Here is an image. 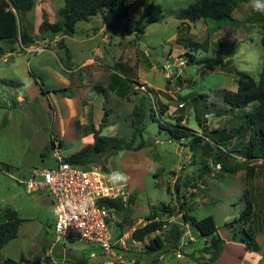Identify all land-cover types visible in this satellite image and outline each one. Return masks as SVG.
Returning a JSON list of instances; mask_svg holds the SVG:
<instances>
[{
	"label": "rangeland",
	"instance_id": "1",
	"mask_svg": "<svg viewBox=\"0 0 264 264\" xmlns=\"http://www.w3.org/2000/svg\"><path fill=\"white\" fill-rule=\"evenodd\" d=\"M150 2L159 5L162 12L157 23L146 25L143 35L133 31L124 37L110 38L106 29L105 33L93 35L92 32L102 26L101 19L94 17L78 22L74 34L64 38L65 48L73 55V69L79 70L78 66L87 59L83 71L103 75L112 71L115 78L128 85L131 91L125 98H120L112 80L110 86L98 84L91 75L93 72H88L90 77L82 81L89 92L77 105L74 102L77 95L64 88L63 79H67L63 69L67 67L64 48L59 47V41L47 38L49 35H40L38 31L43 16L49 23L58 20L63 0H34L32 9L18 19L20 31L29 35L32 44L45 45L49 52L35 55L18 49L12 63H0V77L7 84L0 85L5 94L3 101L11 105L0 106V165L8 168V173L0 172V204L24 207L28 195L13 178L23 182L30 177L32 169L54 167L52 141L55 146L61 141V147L56 146L61 157L92 142L79 135L74 127L76 122L84 126L94 119L98 125L105 112L101 135L130 140L132 111L143 98L146 113L142 136L151 146L138 151H122L106 162L100 159L95 164L97 167L104 164L106 178L114 170L126 174L129 196H134L126 213H114L115 220L110 225L113 240L126 236V249H120L124 264H198L195 259L203 258L200 248L207 238L201 237L195 229L185 227L178 217L171 219L183 232L178 249L167 252L163 249L150 255L144 252L143 245L158 234L148 236L143 244H134L131 233L144 225L149 207H177L185 202L191 216L195 219L211 216L218 234L224 235L227 232L225 225L238 218L248 204L254 208L257 196L250 188L264 182L262 170L256 168L253 177L246 176L247 170L258 161L240 157L234 151L236 143L233 139L226 147L234 152L233 157L224 167L233 173L216 171L203 144L198 146L195 155L188 148L189 139L171 140L169 132L161 129L157 122L174 123V119L181 116V126L196 136L214 129L230 131L236 127V116L227 112L229 105L225 103L224 95L236 91L235 70L246 72L255 81L259 78L264 12L255 11L250 2L241 4L232 13L236 22L233 26H218L208 20L189 23L174 17V13L186 9L194 0H129L127 7L133 29L144 23L142 12ZM4 3L7 4V0H0V5ZM204 41L207 43L200 49L193 50L190 45V42L202 44ZM16 43L18 48L19 42ZM4 44L0 42V46ZM186 53L194 56L195 64L188 62ZM116 63L119 65L114 66ZM28 71L31 77L27 75ZM35 78L40 85L42 81V93L48 94L35 101L36 109L29 113L22 107H12L15 93H23L21 83ZM141 86L147 92L142 91ZM195 106L199 123L195 119ZM78 114L82 120L78 119ZM150 115H156V122ZM85 119L86 123H81ZM38 206L41 209L38 218L22 224L17 237L1 249L0 257L19 264H72L74 257L85 256L89 264H102L97 247L77 240L55 243L53 215L46 195H42ZM123 207L126 208V204ZM262 211L263 208L259 209ZM124 218L134 222L132 228L127 229L124 225L122 230L117 226ZM115 248L118 249V245ZM92 251L98 255L94 259L89 258ZM225 254L234 264L246 263L244 254H238L236 249Z\"/></svg>",
	"mask_w": 264,
	"mask_h": 264
},
{
	"label": "trees",
	"instance_id": "2",
	"mask_svg": "<svg viewBox=\"0 0 264 264\" xmlns=\"http://www.w3.org/2000/svg\"><path fill=\"white\" fill-rule=\"evenodd\" d=\"M249 2L250 0H194L186 9L174 13V17L181 22L192 23L201 19L211 21L218 26H233L236 23L232 17L233 11L237 6ZM128 3L129 0H63V6L58 11V20L49 23L46 17L43 16L38 31L43 36L70 37L74 34L75 26L78 22L99 17L102 25L110 32L111 36L124 37L133 31L137 35H143L146 25L159 21L162 9L159 5L150 2L142 12L144 23L133 29L127 7ZM33 4L34 0H7V4L0 5L2 14L0 17V42L11 45L14 42H19L24 47L32 44L29 35L24 30L20 31L18 19L20 15L24 16L28 13L32 9ZM261 29L262 64L258 80L255 81L246 72L235 70L236 91L227 92L224 95V101L229 105L227 112L232 114V116H236V127L230 131L225 128L214 129L201 134L202 136H196L192 135L193 132L191 130L181 126V116L176 117L174 123L157 122L161 129L169 132L171 140L189 139L188 148L195 155L197 154L198 146L203 144L208 151L206 154L212 164L215 166L220 165V171L231 174L233 171L226 170L224 167L233 157L232 153L234 152L228 151L226 147L234 139L236 143L233 145L234 151H237L240 157L247 161H258L256 166H252L247 170L246 176L249 178L254 176L256 168L262 170L264 174V17L262 18ZM206 43V41L202 44L190 42V45L195 50L202 48V45ZM58 45L63 47L61 40ZM9 50L12 51L13 47H9ZM4 51L5 48H0V54ZM65 53L67 58V52ZM185 56L188 58L189 63H196L193 55L186 53ZM40 86L42 90V84ZM194 109L195 113H197L195 119L199 123L200 117L197 107L195 106ZM145 113L144 99L141 98L132 111L131 126L133 131L130 140L116 136L101 135V131L105 127L103 123L105 121V112L97 128L94 127L91 121L84 126L76 122L75 129L82 137L91 135L92 142L84 145L77 152L64 157L65 162L78 167H87L97 164L100 159L106 162L108 158L122 151H138L151 146L149 142L143 140L142 136ZM150 117L156 122V115H150ZM243 141L245 142L243 143ZM61 145L62 143L58 142L57 147H61ZM51 146L54 149V141L51 142ZM98 168L103 172L107 171L104 164H101ZM206 169L210 172L208 167ZM133 202L134 196H129L126 208L120 202L115 201L110 202L109 205L115 209L117 214H121L123 211L126 213L129 210L127 207ZM0 213L5 220L0 224L1 251L10 240L17 237L18 228L25 220L19 218L9 205L0 204ZM177 217L180 223L195 229L201 237L208 239V241H205L201 253L210 257L203 264L214 262L220 254L224 243L217 232L214 219L211 216L195 219L189 214V208L186 207L185 202L177 207L164 205L149 207L148 214L144 217V225L140 228H135L130 237L133 241L143 244L148 236L157 233L158 236H154L148 240L147 244L143 245L144 252L146 251L150 255L163 249L166 252L178 249L183 232L171 220ZM257 221L258 209L248 204L246 210L238 218L226 224L225 227L233 240L243 244L248 251L256 252L258 246L255 241L256 234L253 231V226ZM133 224L132 220L128 221L124 218L117 226L123 230L124 225L129 229L132 228ZM72 264H89V262L85 256H77L73 258Z\"/></svg>",
	"mask_w": 264,
	"mask_h": 264
},
{
	"label": "built area",
	"instance_id": "3",
	"mask_svg": "<svg viewBox=\"0 0 264 264\" xmlns=\"http://www.w3.org/2000/svg\"><path fill=\"white\" fill-rule=\"evenodd\" d=\"M19 50L28 54H42L45 45L31 44ZM6 56L3 61H6ZM143 86H141V89ZM147 92V90H143ZM55 165L51 169H32L31 175L22 184L28 193L46 194L55 210L52 226L55 243L61 240L80 241L99 249L102 264H124V235L113 240L110 225L115 220V209L109 203H127L129 192L126 185H112L96 165L78 167L65 162L54 147ZM220 169L219 165L215 170ZM132 243L134 241L132 240ZM118 245V249L115 248ZM90 252L89 258H96Z\"/></svg>",
	"mask_w": 264,
	"mask_h": 264
},
{
	"label": "crops",
	"instance_id": "4",
	"mask_svg": "<svg viewBox=\"0 0 264 264\" xmlns=\"http://www.w3.org/2000/svg\"><path fill=\"white\" fill-rule=\"evenodd\" d=\"M12 12H13V10H12ZM19 17L22 18L21 15ZM104 29H106V28L102 25L98 29V31L95 30L94 32H92V34L93 35H98V34L103 33V32L105 33ZM108 33H109V37L110 38L113 37V36L110 35L109 31H108ZM66 37H68V36H64V37H62V36H49L47 38H52L53 41H57V42L61 40L62 43H63V48H64L65 52H67V58H65V64L67 65V67L65 66V68H63L65 70L64 74L67 75V79H63L64 88H65L66 92H67V90H69L70 93L73 92L72 93L73 95L74 94L77 95V97L74 95L75 98H76L75 101H74L76 103V105H77V103L80 104L81 100H82L81 98H83V96L87 95V93L89 92V89L87 88V86H85V84L82 81L83 78L90 77L88 72H90V73L93 72L91 75L95 76V78H93V79L95 81H97L98 84H107V86H110L111 82H109V81L112 80L114 85L116 86V89H117V93L116 94L120 98H125L131 92L129 87H128V85L124 84L122 81H120L117 78H115L114 73H112V71H110V73L108 75H103V74H100V73H98L96 71H88V70L87 71H83L82 68L85 67L84 66L85 62L88 63V61H89L87 59L83 60L81 62V64L78 66L79 70L78 69H73L74 67L72 66V61H71V58L73 57V55H71L69 53V50L67 48H65V45H64V38H66ZM2 43H4V42H2ZM15 44L17 45V43H15ZM15 44L13 43V50L12 51L9 50V47H10L11 44H4V46H0V48H2V47L5 48V51L2 54H0V63L1 62L2 63H9V62L12 63L13 62V55H15L14 53L16 51H18V49H19V45H18V48H16ZM5 56L7 57L6 61H3V58ZM118 65H119V63L114 64V66H118ZM69 66H70V68H69ZM66 68H69V69H66ZM80 70H82V72ZM29 74H30V72L28 71L27 75L29 77H31V74L30 75ZM40 82L42 84V81H40ZM5 83H6V81L3 80L0 77V85H4V86L7 85ZM21 87L23 89V93L22 94L15 93L16 94L15 102H14V104H12V107H14V106L15 107H19V108L22 107L25 111H27V113H29L28 112L29 110L34 111V109H36L35 101H37L39 99H43L44 98L43 95L46 96L48 94V93L47 94H43L41 92V89H40L41 86L37 83L36 78L34 80H32L31 82L21 83ZM78 94H80V95H78ZM3 100H5V94L0 89V106L3 105V107H5V106L7 107L9 105L8 102L7 101L5 102ZM72 100H69V101H72ZM11 103H12V101H11ZM9 106L11 107V105H9ZM77 117H79L78 119H80V120L83 119V117H81V114H78ZM93 120H92V124L94 125L95 128H97L98 125ZM86 121L87 120L85 119V121L81 122V123H86ZM84 125H86V124H84ZM79 135H81V134H79ZM86 139H87V141H91L92 140V136L88 135V136H86ZM58 142H61V141H57V144H58ZM5 171L8 173V169L6 167L2 166V164H1L0 165V172L4 173ZM262 175L264 177L263 172H262ZM13 180L18 185H22V184L19 183L20 181H17L14 178H13ZM22 187H24V186L22 185ZM258 188L261 189V190L257 191ZM24 191L28 195V198L26 199V204H25L27 206L26 209L23 210L25 208V205H24L23 208L22 207H20V208L15 207L14 208L12 206L11 207L17 213V216L19 218L25 220V222H28L30 220L33 221L34 219L38 218V215L41 212V209L39 208L38 204L41 202L42 195H46V194H43V193H28V192H26L25 188H24ZM250 191L255 193V195L257 196L256 197V203H255L254 207L258 209V221L253 226V231L256 234L255 241H256V244L258 246V250L256 252H250V251H248L245 248V246L243 244L239 243L238 241H235L233 239L231 241L230 240L231 235L227 231V232H225L224 235H219L224 241L223 247H222V250H221L220 254L216 258V260L214 262H212L211 264H234L232 261H230L229 259L226 258V254H225L226 251L231 252L232 249H236V252L238 254H240V253L244 254V258H245V261H246L245 264H264V182L262 181L261 184L253 185L250 188ZM46 197H47L48 203H49V207L48 208L50 210V213L52 212L51 214L53 215V223H54L55 210H54V207H53L52 202L49 199V197L47 195H46ZM262 208H263V211L259 212V209H262ZM4 221L5 220H4L3 216H2V214L0 213V224H2ZM22 224L19 226V228L22 226ZM184 226L188 227L187 225H184ZM224 236L227 237V239H224ZM205 241H208V239H204L203 240V246H204ZM68 242H72V241H68ZM136 243L137 242L134 241V244H136ZM203 246L200 249H202ZM209 257H210L209 255L203 254V258L196 257V259H195L196 261L195 260L194 261L197 262L198 264H203L206 261H208ZM4 259H5L4 257H2V256L0 257L1 262ZM17 264H19V263L17 262ZM29 264H35V263H29Z\"/></svg>",
	"mask_w": 264,
	"mask_h": 264
},
{
	"label": "clouds",
	"instance_id": "5",
	"mask_svg": "<svg viewBox=\"0 0 264 264\" xmlns=\"http://www.w3.org/2000/svg\"><path fill=\"white\" fill-rule=\"evenodd\" d=\"M251 7L258 12H264V0H250ZM107 179L112 185H126L128 177L126 174L119 171H112L107 174Z\"/></svg>",
	"mask_w": 264,
	"mask_h": 264
},
{
	"label": "water",
	"instance_id": "6",
	"mask_svg": "<svg viewBox=\"0 0 264 264\" xmlns=\"http://www.w3.org/2000/svg\"><path fill=\"white\" fill-rule=\"evenodd\" d=\"M1 264H17L16 262H14L13 260L10 259H4Z\"/></svg>",
	"mask_w": 264,
	"mask_h": 264
}]
</instances>
